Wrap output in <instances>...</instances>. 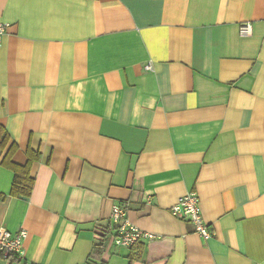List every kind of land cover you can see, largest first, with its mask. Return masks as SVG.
I'll return each mask as SVG.
<instances>
[{
    "label": "crops",
    "instance_id": "0c3cea01",
    "mask_svg": "<svg viewBox=\"0 0 264 264\" xmlns=\"http://www.w3.org/2000/svg\"><path fill=\"white\" fill-rule=\"evenodd\" d=\"M0 21V124L16 163L40 154L30 196L0 162V231L27 232L0 264H264V0H0ZM192 191L210 239L171 213ZM115 204L156 237L109 245Z\"/></svg>",
    "mask_w": 264,
    "mask_h": 264
},
{
    "label": "built area",
    "instance_id": "2783aa9c",
    "mask_svg": "<svg viewBox=\"0 0 264 264\" xmlns=\"http://www.w3.org/2000/svg\"><path fill=\"white\" fill-rule=\"evenodd\" d=\"M9 27L10 23L0 21V45ZM249 30L250 25L242 27L243 33H250ZM148 68H151V66L148 65ZM170 210L174 216L190 220L194 224L195 231L203 238L210 239L212 237L213 232L202 216L201 199L196 191L181 196ZM127 213V209L123 205L115 204L113 206L111 222L114 229H112L113 232L110 235L109 245L130 247L141 241L152 240L156 237L154 233L142 230L132 224L128 219ZM105 232L98 233V236L101 235L100 237H102ZM26 237L27 232L25 230L16 234H12L8 230H1L0 252H3L5 257L14 254L20 259L23 258L25 254L24 240Z\"/></svg>",
    "mask_w": 264,
    "mask_h": 264
},
{
    "label": "trees",
    "instance_id": "16d2710c",
    "mask_svg": "<svg viewBox=\"0 0 264 264\" xmlns=\"http://www.w3.org/2000/svg\"><path fill=\"white\" fill-rule=\"evenodd\" d=\"M10 143V135L8 131L0 124V162L11 170L14 171V180L10 195L12 196H30L34 187V177L31 175V168L33 163L39 160L40 154L33 150H28V160L25 164H18L13 160L14 154L18 151V145L16 143ZM108 231L105 232L102 237L97 236L95 251L89 259L90 261L98 262L101 259L105 248V240L108 235ZM0 257H5L3 252H0ZM6 259H19L16 255L11 254L5 257ZM88 264V263H87ZM103 264V263H102Z\"/></svg>",
    "mask_w": 264,
    "mask_h": 264
}]
</instances>
